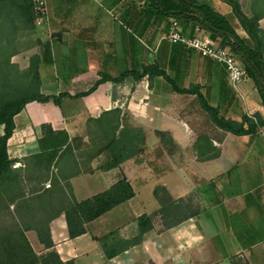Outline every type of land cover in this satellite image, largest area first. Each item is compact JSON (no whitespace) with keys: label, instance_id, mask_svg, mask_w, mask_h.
Segmentation results:
<instances>
[{"label":"crops","instance_id":"crops-1","mask_svg":"<svg viewBox=\"0 0 264 264\" xmlns=\"http://www.w3.org/2000/svg\"><path fill=\"white\" fill-rule=\"evenodd\" d=\"M196 1H206L246 38L227 3ZM166 5L167 0H46V21L34 25L22 49L10 57L25 69L29 58L36 56L40 92L68 94L61 97L59 106L51 100L31 101L14 115V129L6 143L13 168L24 171L26 160L39 152L42 123L65 130L70 139V126L106 123L117 115L143 129L144 147L159 142L155 131L166 132L176 147L174 157L161 147L167 161L161 162L155 174L149 172L141 184L134 180L139 162L128 159L102 170L97 157L73 174L61 169L54 180L47 177L40 182L45 188L68 186L77 200L106 189L121 175L134 190L131 198L86 223V231L73 238L68 237L63 213L54 215L49 221L50 237L62 262L229 264L237 258L247 264H264V126L247 134L224 131L209 120L195 93H179L173 85L197 89L219 117L235 122L246 113L264 119V108L248 77L241 84L246 95L242 102L220 63L165 37L174 18L166 13ZM176 20L185 35L196 34V29L203 32L192 20ZM258 23L264 29V16ZM144 68L151 73L132 75ZM122 72L128 74L118 81L105 79L91 92L70 97L86 92L100 76L114 78ZM195 114L210 124V135L193 127ZM198 138L208 141L200 153L194 146ZM30 165L37 167L31 161ZM156 185L164 186L174 199L191 196L198 213L168 229H160L155 222L140 244L105 260L92 236L113 229L122 237L131 235L135 218L157 208L155 198L148 194ZM142 186L148 189L146 196L141 195ZM26 236L35 252L45 251L34 233Z\"/></svg>","mask_w":264,"mask_h":264},{"label":"trees","instance_id":"trees-1","mask_svg":"<svg viewBox=\"0 0 264 264\" xmlns=\"http://www.w3.org/2000/svg\"><path fill=\"white\" fill-rule=\"evenodd\" d=\"M222 1L230 6L246 38L239 36L227 18L212 9L206 1L167 0L166 13L175 19L181 17L192 20L219 47L230 50L243 65L246 76L255 87L264 108V30L258 23L259 19L264 16V0H252L254 7L250 10V14L242 10L238 0ZM33 19L31 0H0V125H2L0 199L4 192L19 181L17 178L19 170L12 167L13 160L8 156L6 144L14 129V115L20 112L28 102L51 100L59 106L61 97L68 95L65 93L45 95L40 92L36 56L29 58L25 69L19 68L16 63L10 61V57L22 49L26 43L25 38L33 31ZM145 72L151 73V69L144 68L140 73H132V75L138 78ZM127 74L128 72H122L114 78L100 76L86 92L70 97H81L94 90L101 81L105 79L118 81ZM173 89L179 93H195L201 109L207 113L209 120L211 119L215 126L224 131L233 134H247L253 133L259 126H264V119L257 113L252 114V117L243 115L240 122L224 119L217 115L215 108L203 100L197 89L177 88L174 85ZM106 121V123H96L104 135V142L95 154L104 155L98 168L108 170L128 159L140 162L139 156L145 144L143 129L132 126L125 120H119L117 115ZM243 123H246V127H243ZM39 129L40 137L37 139L39 152L31 156V160L38 167L48 168L62 152L68 149L71 138H68L65 130H53L48 123L40 124ZM155 134L160 143L165 144L164 142L168 141L173 144L166 132L155 131ZM207 143V140L198 138L194 146L200 153L201 149L206 148ZM31 194L13 195L8 199V204H14V207L29 211L38 208L43 215L34 216L26 222L17 220L11 225L0 227V264H75L73 259L62 262L58 253L53 249L49 230L50 219L62 212L68 237H76L86 231V223L131 198L134 190L128 180L121 175L106 189L84 199L77 200L73 194L64 196L57 208L53 207L52 200L48 198V190L42 194ZM152 194L157 208L150 213H141L135 218V231L131 235L122 237L117 229H113L101 236H92L99 243L105 260L140 244L144 234L153 228L155 222L159 224L160 229H168L198 213V206H195L188 197L174 199L164 186H154ZM28 230L34 232L44 252L34 251L26 236ZM229 264L247 263L231 258Z\"/></svg>","mask_w":264,"mask_h":264},{"label":"rangeland","instance_id":"rangeland-1","mask_svg":"<svg viewBox=\"0 0 264 264\" xmlns=\"http://www.w3.org/2000/svg\"><path fill=\"white\" fill-rule=\"evenodd\" d=\"M242 10L246 14H250V10L254 7L252 0H238ZM264 30V29H263ZM197 117L195 123L192 124L197 132L205 133L210 135V124H205L204 121H207L200 116ZM71 133V141L68 149L61 153V155L50 165L52 167L43 168V167H34L30 165L33 162L31 159L26 160V167L23 168L24 171L18 169L17 178L18 183L13 185L10 189L2 194V198L0 199V227L11 225L13 222L17 220L20 222H26L32 217H40L43 215L42 211L38 208H35L33 211L24 210L21 207H14V204H8V199L13 195L24 193L26 195L39 193L42 194L45 190H48V198L52 200L53 207L57 208L59 204L62 203V199L64 196H68L72 193V189L68 186L63 187H55L54 184H49L50 187L45 188L44 184L40 185L41 181H44L47 177L52 180L56 178V176L60 175L61 169L64 170L68 175L73 174L74 169H78L79 167L88 165L90 161H93L96 158L97 162L103 160V154L100 156L95 155L100 145L104 142V135L101 132V129L98 125L93 123L83 122L80 124H74L70 126ZM162 144L160 142L151 145L149 147H144L143 152L139 156L140 162L138 165V169L134 173V180L142 183L144 177H147L149 172L152 174L158 171L161 162L167 161V156H165L161 147L168 152V156H175L176 147L168 141ZM206 149V148H205ZM132 160V159H130ZM49 171H48V170ZM146 187L142 186L140 189L141 195L146 196ZM31 194V195H32ZM150 197H154L152 192H148ZM47 198V197H46ZM191 202L198 206L197 203L192 201V197L188 196ZM46 216V215H45ZM27 234L34 233L32 230L26 231Z\"/></svg>","mask_w":264,"mask_h":264},{"label":"built area","instance_id":"built-area-1","mask_svg":"<svg viewBox=\"0 0 264 264\" xmlns=\"http://www.w3.org/2000/svg\"><path fill=\"white\" fill-rule=\"evenodd\" d=\"M31 1L34 12V25H41L47 18L46 0ZM196 31V34L193 35L183 34L178 21L175 18H171L168 24V32L165 37L170 42H178L196 51L200 55L220 63L226 71L228 82L235 96L240 101L244 102L246 95L241 89V84L246 81L247 76L243 65L230 50L219 47L207 33L200 32L198 29H196ZM246 115L252 117V114L246 113Z\"/></svg>","mask_w":264,"mask_h":264}]
</instances>
